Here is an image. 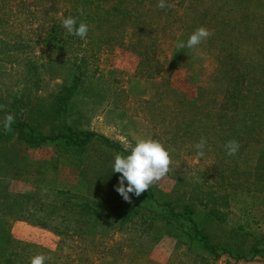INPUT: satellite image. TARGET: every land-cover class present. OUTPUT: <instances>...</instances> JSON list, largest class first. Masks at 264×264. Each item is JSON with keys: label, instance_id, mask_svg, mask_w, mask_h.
Masks as SVG:
<instances>
[{"label": "rangeland", "instance_id": "rangeland-1", "mask_svg": "<svg viewBox=\"0 0 264 264\" xmlns=\"http://www.w3.org/2000/svg\"><path fill=\"white\" fill-rule=\"evenodd\" d=\"M235 1L166 0L174 7L160 9L158 0H0V100L12 104L23 94L11 113L13 123L26 118L35 127L34 134L45 135L52 125L37 111L50 105L80 65L82 80L71 94L68 113L74 127L102 134L123 150L121 140L135 145L139 139H153L170 153L166 176L139 197L130 193L131 203H152L145 198L152 192L155 199L172 200L175 206L194 202L195 215L203 217V184L209 180L206 186L216 190L221 180L222 109L229 104L228 116L236 113L226 99L229 81L224 74L232 71L234 59L241 62L237 70L243 63L264 58V23H252L251 34L247 29L251 18L264 16V0ZM61 13L75 17L78 24L84 13L109 16V21L84 22L89 27L86 38L68 40L58 19ZM58 21L66 35L62 43L50 42L45 32ZM200 26L212 32L207 40L193 49L176 47ZM6 114L0 112V122ZM260 137L264 138V130ZM201 138L207 141L204 156L195 148ZM262 148L264 140L254 154ZM117 153L126 155L100 139L74 150L62 139L34 143L28 128L25 133L14 129L0 133L4 227L16 241L53 260L60 251V264L69 260L72 264H264V252H247L252 237L242 246L248 254L245 259L227 254L216 258L197 242L179 237L181 231L173 234L160 218L130 220L119 228L103 213L96 232L75 234L86 217L71 202L53 200V194H88L93 186L102 192L101 200L100 194L96 196L102 207L126 202L115 190L120 173L112 171V165ZM259 192L260 199L245 217L241 203L236 204L238 210L235 205L225 210L226 229L240 221L237 225L264 241V184ZM21 194L29 195L19 198ZM49 214L55 218L49 223L55 222L58 231L36 220ZM236 248L231 247L239 253ZM256 248L264 250V244Z\"/></svg>", "mask_w": 264, "mask_h": 264}, {"label": "trees", "instance_id": "trees-1", "mask_svg": "<svg viewBox=\"0 0 264 264\" xmlns=\"http://www.w3.org/2000/svg\"><path fill=\"white\" fill-rule=\"evenodd\" d=\"M236 3L237 0L235 1ZM251 4L257 6L256 2H251ZM259 7L263 8L261 4ZM85 13L80 19L83 22L98 21L99 24L105 25L109 21V18H107L109 16L94 18L95 15L94 17L92 14L85 16ZM254 22L257 24L264 23V16L251 18V23L248 24L247 28L250 34L252 30L254 31V26L252 25ZM45 35L50 38V42L58 40L59 43H62L66 32L60 27L58 21L47 29ZM74 37L76 36L70 34L67 36L68 40H74ZM7 46L10 47L11 45L8 44ZM238 63L241 64L236 59L231 61L232 71L224 74V80L227 79L229 81V85L225 90L226 99L230 100L234 105L236 113L234 116H228V112L231 109L229 104H225L222 109L220 122L223 125L224 135L222 148L220 149L222 157L220 159L221 168L218 172L221 180L216 190L212 186H206L209 180L203 184V206L206 210L203 217L195 215L194 202L175 206L172 204V200L163 202L155 199L152 192H147L145 196L146 200L152 201L150 204L117 201L110 203L108 207H102L96 197L97 194H100L99 200H101L102 192H98L96 187L91 186L88 194L56 191L53 194V200L60 199L63 203L71 202L73 207L77 206L80 209L79 213H83V216L86 217L83 220L85 225L79 233L75 234H80L79 237H84L94 231L96 232L94 227L100 225L103 213H106L105 217L109 218L113 225L118 224L119 228H123V224L130 220L145 222L149 219L160 218L167 223L173 234L175 232L179 234V231H181L179 237L185 236L186 241L190 243L197 242L204 250L216 258L222 254H227L237 260L245 259L248 254L244 253L246 250L242 246L250 237H252V240H250L251 248L247 252H251L252 255L264 252V250L256 248L258 243L264 244V241L251 236L243 224L237 225L240 221L233 223V226H227V229L225 228L227 225V212L225 210L232 209L233 205L238 210L236 204L241 203V210L244 213L242 215L245 217L247 209L255 205V199H260L259 194L261 192L259 190L264 184V148L260 149V154H254L259 142L264 140V138L260 137L264 130V58L254 59L247 64L243 63L235 70V66ZM77 68L69 74L68 80L50 105L43 111H37L39 115L49 118L52 126L48 133L45 135L34 134L35 127L26 122V118H22L23 120L21 119L18 123H13L12 129L25 133V128H28L29 136L34 143L53 142L62 139L67 146L74 150H82L92 140L100 139L103 144L114 149H121L126 155L130 154L108 137L92 130L77 129L69 122L68 113L71 94L78 87L83 76L81 66L77 64ZM22 95L19 98L17 96L15 98L10 97L14 98L12 104L7 100H0V106H3L0 108V112L12 113L15 110L14 107L17 101L23 100ZM19 110L21 111V109ZM19 110H17L16 115L20 114ZM30 114L33 115V113ZM0 133H7L3 128L2 122H0ZM230 140L238 141L240 145L238 155H236L237 153L233 156L226 154L224 145ZM249 142H251V146H249ZM258 156H260V159L257 163L255 162L256 166H252V162ZM98 179H104V176ZM28 195L21 194L19 198L28 197ZM14 198V204H17ZM154 203L156 206H154ZM160 207L161 209H159ZM176 207L179 209L176 210ZM236 215H238L237 212ZM79 218L76 223L80 222ZM54 219L52 214H49L45 218L36 220L39 224L51 226L58 231L59 227L55 222L54 224L49 223V221H54ZM4 222V220L0 219V264H30L31 258L37 254L50 257L49 260L45 261V264H60L57 262V259H60V251H56V259L53 260L48 254L26 247L13 238L10 231L4 227ZM73 229L77 230L75 227ZM240 243H242L241 246ZM231 247H237L236 251L239 253H235ZM240 250L243 252L240 253ZM68 264H72V261L69 260Z\"/></svg>", "mask_w": 264, "mask_h": 264}, {"label": "clouds", "instance_id": "clouds-1", "mask_svg": "<svg viewBox=\"0 0 264 264\" xmlns=\"http://www.w3.org/2000/svg\"><path fill=\"white\" fill-rule=\"evenodd\" d=\"M160 9L173 8L174 5L166 3V0H158L157 5ZM61 26L68 34L85 39L89 27L83 21L77 23V19L72 16L64 17L61 13L58 17ZM212 32L204 27H198L188 38L187 42L178 41L176 47L183 49L185 47L193 49L207 40ZM3 106H0L2 108ZM15 120L13 114H6L3 119V128L5 132L12 130V124ZM125 152L128 155L115 154L112 171L120 173L119 183L115 190L128 202H132L131 194L139 197L148 191L150 186L160 181L169 171L171 165V156L169 151L160 142L153 139H139L135 145H131L126 140L120 141ZM207 141L201 138L195 144L199 156H204V148ZM239 143L236 140L227 141L224 145L225 152L228 156H233L239 151ZM125 181L127 186H125ZM50 257L43 254H37L31 258L30 264H45Z\"/></svg>", "mask_w": 264, "mask_h": 264}]
</instances>
